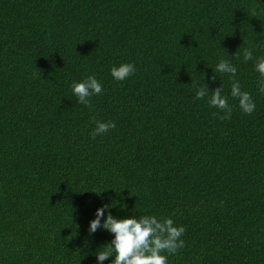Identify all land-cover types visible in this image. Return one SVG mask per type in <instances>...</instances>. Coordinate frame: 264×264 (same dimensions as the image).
Instances as JSON below:
<instances>
[{
  "label": "trees",
  "instance_id": "1",
  "mask_svg": "<svg viewBox=\"0 0 264 264\" xmlns=\"http://www.w3.org/2000/svg\"><path fill=\"white\" fill-rule=\"evenodd\" d=\"M244 48L264 55L261 0H0V264H96L101 205L182 224L168 264H264V94ZM226 52L256 108L229 97L222 119L190 85L227 94ZM121 62L136 71L115 81ZM89 74L86 107L70 83ZM96 120L115 127L92 137Z\"/></svg>",
  "mask_w": 264,
  "mask_h": 264
},
{
  "label": "clouds",
  "instance_id": "2",
  "mask_svg": "<svg viewBox=\"0 0 264 264\" xmlns=\"http://www.w3.org/2000/svg\"><path fill=\"white\" fill-rule=\"evenodd\" d=\"M233 55L229 56L227 53L226 57L218 59L215 65V71L226 75L230 80L227 94L222 92L221 83L211 90L206 83L204 86H199L191 81L190 85L193 97L199 100L207 96V104L223 113L222 119L230 118L232 113L229 97L236 101V106L244 114H251L256 108L252 94L244 90L241 82L236 79L237 66L228 58ZM242 60L252 62V71L257 74L256 91L264 94V55L254 57L253 49L244 48ZM108 71L113 80L124 81L135 73L136 68L131 62H121L113 64ZM210 79L214 81L216 78L212 75ZM70 88L76 103L86 107L90 105L91 97L102 92L101 82L92 74L79 81L73 80ZM209 92L210 95H208ZM216 114L213 113V115ZM114 127L115 124L112 121L96 120L91 136L107 133ZM110 208L109 205L97 207L93 218L88 222L89 235L95 233L97 229L112 234L111 240L99 247L104 250L95 251L96 264H102L109 257H112L109 264H168V256L175 255L178 249L184 246V240L181 237L185 232V227L174 223L172 218L158 217L155 214H132L117 217L111 214Z\"/></svg>",
  "mask_w": 264,
  "mask_h": 264
},
{
  "label": "water",
  "instance_id": "3",
  "mask_svg": "<svg viewBox=\"0 0 264 264\" xmlns=\"http://www.w3.org/2000/svg\"><path fill=\"white\" fill-rule=\"evenodd\" d=\"M264 3V0H261Z\"/></svg>",
  "mask_w": 264,
  "mask_h": 264
}]
</instances>
